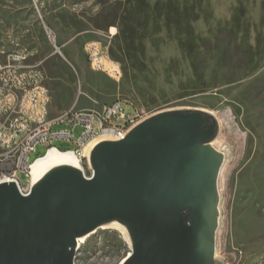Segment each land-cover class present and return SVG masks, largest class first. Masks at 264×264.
<instances>
[{
	"label": "rangeland",
	"instance_id": "374dc122",
	"mask_svg": "<svg viewBox=\"0 0 264 264\" xmlns=\"http://www.w3.org/2000/svg\"><path fill=\"white\" fill-rule=\"evenodd\" d=\"M90 43L120 63L119 81L92 65ZM15 50L45 72L51 118L114 101L142 116L177 105L224 111L241 142L223 253L264 264V0H0V63ZM46 151L39 144L30 161ZM129 251L118 230L102 228L76 264H118Z\"/></svg>",
	"mask_w": 264,
	"mask_h": 264
},
{
	"label": "water",
	"instance_id": "95a60500",
	"mask_svg": "<svg viewBox=\"0 0 264 264\" xmlns=\"http://www.w3.org/2000/svg\"><path fill=\"white\" fill-rule=\"evenodd\" d=\"M240 142L224 111L177 105L97 140L86 165L44 166L28 192L0 181V264H76L102 228L128 245L118 264H231L226 204Z\"/></svg>",
	"mask_w": 264,
	"mask_h": 264
},
{
	"label": "built area",
	"instance_id": "2783aa9c",
	"mask_svg": "<svg viewBox=\"0 0 264 264\" xmlns=\"http://www.w3.org/2000/svg\"><path fill=\"white\" fill-rule=\"evenodd\" d=\"M88 52L92 65L120 80L119 62L102 55L95 43L89 44ZM51 100L45 72L28 62L24 50L13 51L0 63V176H16L23 192L33 162L40 157L30 161L39 144L48 151L56 148L53 140L68 141L72 147L56 149L73 153L85 165V154L94 137L110 138L124 130L129 120L142 117L133 103L114 101L100 110L71 109L51 118Z\"/></svg>",
	"mask_w": 264,
	"mask_h": 264
},
{
	"label": "bare ground",
	"instance_id": "6f19581e",
	"mask_svg": "<svg viewBox=\"0 0 264 264\" xmlns=\"http://www.w3.org/2000/svg\"><path fill=\"white\" fill-rule=\"evenodd\" d=\"M138 120V118H135L134 120H129L128 122V126H126L124 128V130H119L118 134H111L110 138H117V137H121L125 131L136 121ZM102 138H107V137H94L90 142H89V149L90 147L99 139ZM87 155L88 153L85 154V164H87ZM60 159H71V160H77L76 157L73 155V153L71 152H63L60 151L56 148H50L46 154L40 156L39 158H37L32 165V169L30 170V178L26 179L25 182V190L30 188V183H31V178L33 176L34 173L38 172L41 168H43L44 166L55 162L57 160ZM10 179H17L16 176H0V181L3 180H10Z\"/></svg>",
	"mask_w": 264,
	"mask_h": 264
}]
</instances>
